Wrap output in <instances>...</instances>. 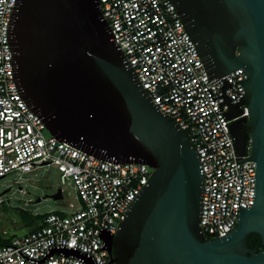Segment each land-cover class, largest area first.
<instances>
[{"label": "water", "instance_id": "water-1", "mask_svg": "<svg viewBox=\"0 0 264 264\" xmlns=\"http://www.w3.org/2000/svg\"><path fill=\"white\" fill-rule=\"evenodd\" d=\"M169 1L210 83L238 67L247 75L234 81L245 91L234 104L224 92L233 84L225 78L218 96L220 111L228 104L225 119L247 107V117L227 126L236 158L250 139L248 157L237 162H255L253 206H240V174L237 225L224 236L209 239L200 231L198 156L124 62L98 0H18L10 26L16 81L54 137L99 158L153 167L116 233H102L113 262L264 264V247L256 252L246 245L251 233L264 245V0ZM52 197L61 199V190Z\"/></svg>", "mask_w": 264, "mask_h": 264}, {"label": "built area", "instance_id": "built-area-1", "mask_svg": "<svg viewBox=\"0 0 264 264\" xmlns=\"http://www.w3.org/2000/svg\"><path fill=\"white\" fill-rule=\"evenodd\" d=\"M18 0H0V177L54 165L68 180L79 202L67 213H43L34 228L5 237L0 264H116L103 232L114 235L132 202L147 184L153 167L144 162L99 158L48 131L23 98L15 77L10 41L11 19ZM115 43L156 109L182 129L199 159L203 177L199 227L209 239L237 225L240 206H253L255 162L236 158L228 124L247 117L248 109L224 118L221 85L234 104L243 94L242 67L211 79L196 47L169 0H98ZM234 78V79H233ZM212 95H210V92ZM218 97V98H216ZM212 98H215L214 100ZM241 164V165H240ZM239 165L240 170L239 172ZM61 193H62V189ZM6 235L5 232H3Z\"/></svg>", "mask_w": 264, "mask_h": 264}, {"label": "rangeland", "instance_id": "rangeland-1", "mask_svg": "<svg viewBox=\"0 0 264 264\" xmlns=\"http://www.w3.org/2000/svg\"><path fill=\"white\" fill-rule=\"evenodd\" d=\"M62 189V198L53 194ZM69 203L77 208L72 184L62 183L60 172L54 165H44L27 173L10 172L0 178V236L11 237L37 225L35 215L50 211L67 213ZM6 233V235L3 234Z\"/></svg>", "mask_w": 264, "mask_h": 264}, {"label": "trees", "instance_id": "trees-1", "mask_svg": "<svg viewBox=\"0 0 264 264\" xmlns=\"http://www.w3.org/2000/svg\"><path fill=\"white\" fill-rule=\"evenodd\" d=\"M42 214L35 215V218L38 220ZM7 241L6 238L0 236V244H3ZM260 236L256 233H251L246 239V245L248 248L256 249V252L260 251L264 245L261 244ZM261 247V248H259Z\"/></svg>", "mask_w": 264, "mask_h": 264}]
</instances>
